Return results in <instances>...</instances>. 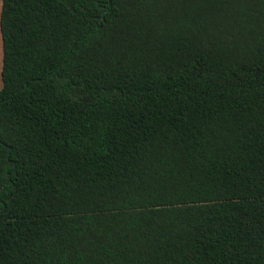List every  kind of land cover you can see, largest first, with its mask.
<instances>
[{"label":"trees","instance_id":"trees-1","mask_svg":"<svg viewBox=\"0 0 264 264\" xmlns=\"http://www.w3.org/2000/svg\"><path fill=\"white\" fill-rule=\"evenodd\" d=\"M0 264H264V0H0Z\"/></svg>","mask_w":264,"mask_h":264},{"label":"crops","instance_id":"crops-1","mask_svg":"<svg viewBox=\"0 0 264 264\" xmlns=\"http://www.w3.org/2000/svg\"><path fill=\"white\" fill-rule=\"evenodd\" d=\"M0 69H1V40H0ZM0 88H1V81H0Z\"/></svg>","mask_w":264,"mask_h":264}]
</instances>
